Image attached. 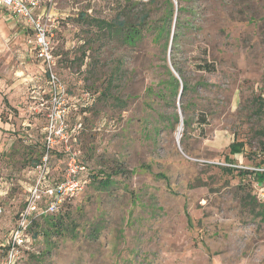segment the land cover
<instances>
[{
	"label": "rangeland",
	"instance_id": "1",
	"mask_svg": "<svg viewBox=\"0 0 264 264\" xmlns=\"http://www.w3.org/2000/svg\"><path fill=\"white\" fill-rule=\"evenodd\" d=\"M135 1L148 0H56L54 71L66 87L68 125L80 124L79 143L72 145L89 173H116L105 188L87 180L64 203L62 213L67 209L77 223L75 236L33 237L31 225L32 240L15 264H264V201L253 196L255 175L228 170V162L264 164V104L258 102L264 95V0H180L179 40L166 49L163 37L155 44L148 35L136 46L101 39L87 20H78L81 11L110 19L120 9L159 6ZM4 15L0 10V72L9 80L17 68H29L34 86L22 80L16 95L25 90L27 103L18 105L36 107L47 92L45 69L25 48L32 34H18L23 22L10 26ZM172 57L189 88L164 103L150 88L167 78ZM205 57L215 61L214 72L195 69ZM30 111L37 110L17 114L15 143L0 149V264L41 151V143L25 142L26 133L19 137L22 123H29L42 140L44 111ZM174 113L180 122L168 126ZM201 114L208 120L203 136ZM232 141L242 142V150L229 154ZM62 158L54 152V177Z\"/></svg>",
	"mask_w": 264,
	"mask_h": 264
},
{
	"label": "built area",
	"instance_id": "2",
	"mask_svg": "<svg viewBox=\"0 0 264 264\" xmlns=\"http://www.w3.org/2000/svg\"><path fill=\"white\" fill-rule=\"evenodd\" d=\"M56 0H0V7L23 22L32 34L29 40L36 58L43 65L47 75V92L38 97L37 111H44L46 122L43 126L41 152L32 168L34 179L27 188L24 205L19 209L15 223L9 231L4 251V264H15L23 249L32 240L29 229L32 221L45 213H56L59 205L82 190L87 169L74 149L73 136L80 124L69 127L67 115L66 87L54 71L52 42L54 20L52 9ZM62 155L63 167L58 177L51 175V163L54 152ZM229 167L264 172V165L247 166L228 162ZM51 173V174H50ZM253 196L264 201V181L253 180ZM44 203L39 211V203ZM4 211L0 203V214Z\"/></svg>",
	"mask_w": 264,
	"mask_h": 264
},
{
	"label": "trees",
	"instance_id": "3",
	"mask_svg": "<svg viewBox=\"0 0 264 264\" xmlns=\"http://www.w3.org/2000/svg\"><path fill=\"white\" fill-rule=\"evenodd\" d=\"M135 5H159L154 11H142V9L137 10L136 12L131 11V9L125 10L120 9L118 13H116L112 18H98L88 16L85 11H81L78 14V20H87V23L96 28L98 35L101 39H111L116 40L120 44L136 46L140 42L146 39L148 35H150V40L153 43H159L160 39L163 37L164 43L163 46L165 49L170 43V48L172 45H176L179 40L180 29L182 26V21L180 19L179 13L183 11L185 8L180 4V0H148L146 3H142L141 1H135ZM153 8V7H152ZM166 60V59H165ZM170 66L166 63V73L167 78L161 79L158 81L159 87L154 90V88H150V91L158 98H160L164 103H167L168 100L174 101L176 98L183 96L188 88L189 83L183 75L181 67L178 65L175 58L172 57L170 59ZM195 69H199L206 72H214L216 70V64L213 59H204L202 63L194 64ZM258 96L259 106L264 104V95ZM261 101V103H260ZM180 119L177 113H174L171 118L168 119L167 125L175 127L179 124ZM182 124L184 128L187 126V119H182ZM197 124L199 125L200 134L204 135V126L208 124L206 114L199 115L197 119ZM76 135L73 136V143H79L78 135L80 134L79 128L76 130ZM27 137L30 138L28 134ZM22 138V135L19 136ZM184 134H182L180 138V142H183ZM31 139V138H30ZM26 140V138H25ZM27 143H34L33 141L27 139ZM36 143H43V141H36ZM183 144V143H182ZM185 144V143H184ZM229 154L241 151L243 148V143L240 141H232L228 145ZM41 152V151H40ZM40 155V154H39ZM39 156L35 158L32 162L30 168L36 164ZM79 158L81 161L85 162L79 153ZM231 159V158H230ZM86 167L88 166L85 162ZM259 166L264 164H257ZM235 168L228 167V170L233 171ZM239 174H247L254 173V179L264 181V172H255L248 169H240ZM113 173H107L104 170L91 171L89 173L88 167L83 175V179L85 183L87 180H90L97 188H105L110 186L113 183ZM61 174V172H60ZM84 183V184H85ZM74 197V196H73ZM72 197V198H73ZM255 198V197H254ZM256 199V198H255ZM257 200V199H256ZM65 200L56 213H45L41 214L39 218L43 219V223L38 222V218H35L32 221V225L36 227V232L32 233L33 237H37L38 235H42L43 237H51L52 235L57 234H69L72 236L76 235V230H78L77 223H74L72 220L71 214L68 213L67 209L62 213ZM44 201L39 203L38 210H43ZM17 212H15L14 219H16ZM71 221V222H69ZM15 222V220H14ZM31 234V235H32ZM4 246V251L5 247Z\"/></svg>",
	"mask_w": 264,
	"mask_h": 264
},
{
	"label": "crops",
	"instance_id": "4",
	"mask_svg": "<svg viewBox=\"0 0 264 264\" xmlns=\"http://www.w3.org/2000/svg\"><path fill=\"white\" fill-rule=\"evenodd\" d=\"M0 10L2 11V15L5 14L4 15L5 19H10V21H9L10 26L13 23L17 24V20H18L17 18L10 15L2 7H0ZM21 28L22 29H20V31L18 32V34L20 33V36H26V37H28V35L30 36L29 31L26 29V27L24 25ZM2 31H3L2 28H0V44H2V41L5 37V35ZM15 33H17V32H15ZM29 40H30V38L27 39V43H25V48H26V50L28 48V51L32 52L33 51L32 48L28 47V45H27L29 43ZM22 43L23 42H21V44ZM25 67H30V66L26 65ZM17 69L18 70H15L9 74L10 77L13 75L11 78H9V80L4 78L5 77L3 75L4 71L0 72V87L5 85V88H6V89H4V91L2 93L0 91V149L1 148L3 149V147L5 149L6 148L5 144L7 145L9 143H15V137L17 138V135H18V133L16 131H14L15 126H16L15 124L17 122V114H18V116H20V115H22L23 111L31 110V107L33 110L34 109L37 110L35 106H27L25 108V107L18 105L20 100L25 104L27 103V100H26L27 94L25 93L26 92L25 90L22 93L25 96H22V94H20L21 98H18L16 95L17 94L16 90L18 87L20 88V83L22 82V80L26 86L28 85V82H29V84H32L33 86H34V83L32 82V77L28 74V73H30V71L26 70L29 68H26L25 71L19 70V68H17ZM14 74H16V75H14ZM16 101H18V102H16ZM30 112H32V114H35L34 112H37V111H30ZM2 113L4 114L3 118L1 116ZM22 124H23V127H21V133H19V134L20 135H23L22 133L28 134L31 139L29 137H27V135H24L25 136V137H23L24 140L26 138V140L29 139V140L33 141L34 143H36V141H37L36 133L38 132L37 129L33 128V127L28 128L27 126H31L29 123H27V126H26V123H22ZM26 140H25V142H28ZM4 193H5V191L0 188V195H2ZM17 211H19V209Z\"/></svg>",
	"mask_w": 264,
	"mask_h": 264
}]
</instances>
